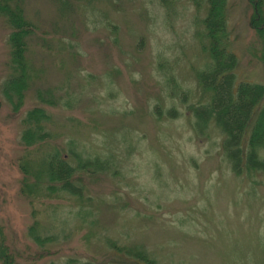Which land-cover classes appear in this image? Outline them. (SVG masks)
Masks as SVG:
<instances>
[{
  "label": "rangeland",
  "instance_id": "1",
  "mask_svg": "<svg viewBox=\"0 0 264 264\" xmlns=\"http://www.w3.org/2000/svg\"><path fill=\"white\" fill-rule=\"evenodd\" d=\"M24 7L45 41L29 43L31 63L43 72L38 87L72 101L42 107L50 116L47 146L63 149L69 162L72 149L111 169L89 182L88 207L53 200L55 209L34 213L17 197L22 120L40 104L34 92L11 113L2 93L8 33L0 23V225L19 263L134 264L112 243L141 249L154 264H264V173L236 176L213 122L199 135L193 127L190 109L209 99L196 82L208 63L206 1L26 0ZM226 7L236 79L264 83L250 8L246 0H226ZM82 209L89 217L75 216ZM34 225L54 236L44 248L52 254L40 260L28 237Z\"/></svg>",
  "mask_w": 264,
  "mask_h": 264
},
{
  "label": "trees",
  "instance_id": "2",
  "mask_svg": "<svg viewBox=\"0 0 264 264\" xmlns=\"http://www.w3.org/2000/svg\"><path fill=\"white\" fill-rule=\"evenodd\" d=\"M26 0H0V23L6 25L7 46L9 52L10 75L2 84V93L11 105V113L18 114L23 107L26 96L35 92L40 104L33 107L22 120L25 126L21 133L19 148L23 157L17 164L21 176L18 196L25 202L30 211H46L55 209L50 205L53 200L67 203L77 199L80 205L89 206L91 197L89 192L95 174L105 173L111 169L99 159L82 158L70 149V156L62 155V150L54 148L47 142L50 133L45 131L43 123L50 120L44 106L55 107L61 101L65 107H70L72 101L60 96L55 100L49 89H41L37 82L41 81V68L31 63L29 58L31 39L35 44L39 40L36 27L25 18ZM206 14L201 20L203 39L202 51L207 54L208 63L205 70L196 74L198 86L208 93L206 104L193 107V127L197 134L213 122L222 135L221 154L229 165L233 174L240 176L264 173V83L237 81L236 68L238 58L229 46L227 25L226 0H205ZM250 8L248 26L254 30L260 41L259 60L264 67V0H246ZM200 35V36H201ZM203 42V41H201ZM31 56V55H30ZM175 93V92H174ZM173 93V94H174ZM172 95L171 93L168 96ZM1 109V103H0ZM157 117L162 116L158 105L153 106ZM174 109H167L168 119L176 118ZM22 153V152H21ZM97 174V175H98ZM88 176V178H87ZM86 177V178H85ZM83 209L75 213L76 217H89L82 213ZM35 225L29 228L28 237L31 238L39 253L35 260L52 254L46 248L53 241L54 236H41ZM109 249H114L134 264H154L147 255L136 247L117 248L109 243ZM19 254L14 246L8 242L0 225V264H20ZM78 262V261H73ZM79 264H102L101 261H85ZM121 262H118L120 264ZM108 264V263H104ZM132 264V263H131Z\"/></svg>",
  "mask_w": 264,
  "mask_h": 264
}]
</instances>
